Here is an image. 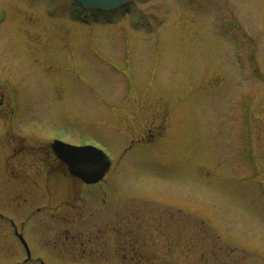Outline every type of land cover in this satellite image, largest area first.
I'll return each instance as SVG.
<instances>
[{
  "label": "rangeland",
  "instance_id": "1",
  "mask_svg": "<svg viewBox=\"0 0 264 264\" xmlns=\"http://www.w3.org/2000/svg\"><path fill=\"white\" fill-rule=\"evenodd\" d=\"M70 10L0 0V86L21 106L0 116V135L91 143L113 159L87 186L63 164L48 174L46 155L33 173V140L20 152L0 136V214L22 221L32 259L264 264V0H136L91 24ZM34 178L47 209L25 224ZM10 224L0 264H22Z\"/></svg>",
  "mask_w": 264,
  "mask_h": 264
},
{
  "label": "flooded vegetation",
  "instance_id": "2",
  "mask_svg": "<svg viewBox=\"0 0 264 264\" xmlns=\"http://www.w3.org/2000/svg\"><path fill=\"white\" fill-rule=\"evenodd\" d=\"M7 87V88H6ZM4 88L7 89V91H5V89H2L0 86V116H3L6 121L8 122L9 120L12 122L14 118H19L20 115V108L18 106V100L20 102V99L18 98L19 93H17L16 95H13L12 90L10 89L9 86H6ZM11 95V96H10ZM18 107V111H15V108ZM21 120H23L21 118ZM8 126V125H7ZM4 137L2 135H0L1 137H3V139L5 140V144H12L15 147L16 151H20L21 149L24 148V146L22 145V143L25 142V140H27L28 138L32 139L34 144H32L29 148H27L28 151H30V157L28 158L27 162L24 163V165L26 167H28V169H32L31 166L29 165V163H38L41 162L43 163V157L44 155H46V159H47V166L50 168V171L46 168L47 173L48 174H52L53 171L55 170H59L61 168V163L60 160L57 158V156L55 155L52 146H46L44 144V142H42V137L39 139L38 135L35 134V132H31L28 133L26 135H24L22 138L17 135L14 131L13 128L8 127V130L6 128ZM34 134V135H33ZM33 135V137H32ZM21 147V149H20ZM12 164L9 161H7V170L11 171V172H15V170H12L11 168ZM14 166V165H13ZM39 166H37V168H35L34 170L32 169L33 173H37L40 171V169H38ZM56 168V169H55ZM59 168V169H57ZM44 173V172H42ZM38 175V174H37ZM49 176V175H48ZM34 186L33 187H39L38 190L35 191L36 193V197L34 199L29 200L30 204H28L26 206V208L23 206L24 210H25V216H28L30 213L32 214V220L31 223L35 221V218L40 216L39 214H41V212H43V210L47 207L45 205H43V192H44V188H42V186L40 187L39 183L37 182V179L34 178L33 180ZM28 200V198H26ZM26 199L24 200L25 203L27 202ZM28 210V211H27ZM30 223V225H31ZM27 263L29 261H26Z\"/></svg>",
  "mask_w": 264,
  "mask_h": 264
},
{
  "label": "water",
  "instance_id": "3",
  "mask_svg": "<svg viewBox=\"0 0 264 264\" xmlns=\"http://www.w3.org/2000/svg\"><path fill=\"white\" fill-rule=\"evenodd\" d=\"M87 8L111 9L133 0H77ZM62 158L72 165V172L87 182L100 180L109 169V158L99 149L91 146L74 147L58 142ZM66 154V155H65ZM66 156V158H65Z\"/></svg>",
  "mask_w": 264,
  "mask_h": 264
}]
</instances>
